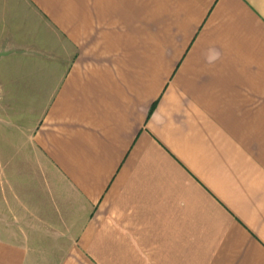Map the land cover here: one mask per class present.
I'll return each mask as SVG.
<instances>
[{
    "label": "crops",
    "instance_id": "1",
    "mask_svg": "<svg viewBox=\"0 0 264 264\" xmlns=\"http://www.w3.org/2000/svg\"><path fill=\"white\" fill-rule=\"evenodd\" d=\"M0 107V264H264V0H0Z\"/></svg>",
    "mask_w": 264,
    "mask_h": 264
},
{
    "label": "rangeland",
    "instance_id": "2",
    "mask_svg": "<svg viewBox=\"0 0 264 264\" xmlns=\"http://www.w3.org/2000/svg\"><path fill=\"white\" fill-rule=\"evenodd\" d=\"M24 110L23 108H21ZM24 121L20 122H1L0 121V131L5 130V131H13V133H16L17 131L22 134V132H31L36 129L38 123L35 121H32L33 119H36L35 114L32 112V108H26V111H24ZM11 113V108H6V107H0V115H5V114H10ZM11 189L7 188L4 196V200L10 197ZM5 204V203H4ZM4 204L2 205L0 203V213H3L2 206L4 207ZM6 220L0 219V223H4Z\"/></svg>",
    "mask_w": 264,
    "mask_h": 264
}]
</instances>
